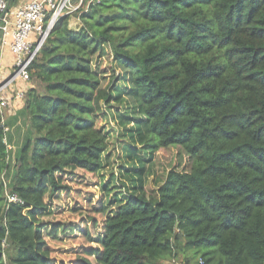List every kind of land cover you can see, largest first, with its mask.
<instances>
[{
  "label": "trees",
  "instance_id": "16d2710c",
  "mask_svg": "<svg viewBox=\"0 0 264 264\" xmlns=\"http://www.w3.org/2000/svg\"><path fill=\"white\" fill-rule=\"evenodd\" d=\"M29 74L0 264H264V0H99Z\"/></svg>",
  "mask_w": 264,
  "mask_h": 264
},
{
  "label": "built area",
  "instance_id": "2783aa9c",
  "mask_svg": "<svg viewBox=\"0 0 264 264\" xmlns=\"http://www.w3.org/2000/svg\"><path fill=\"white\" fill-rule=\"evenodd\" d=\"M99 0H0V55H12L8 74L0 79V120L10 102L24 100L30 84L29 67L38 55L55 23L63 16L86 10ZM7 202L22 203L15 193H6ZM178 264H188L181 262ZM194 264H205L198 257Z\"/></svg>",
  "mask_w": 264,
  "mask_h": 264
},
{
  "label": "crops",
  "instance_id": "0c3cea01",
  "mask_svg": "<svg viewBox=\"0 0 264 264\" xmlns=\"http://www.w3.org/2000/svg\"><path fill=\"white\" fill-rule=\"evenodd\" d=\"M6 52L8 56V61L4 62L2 59V55ZM0 55V70H6L5 72L8 74V70L12 63V55L5 49ZM5 72L3 74H5ZM6 74V75H7ZM5 75V76H6ZM30 87V84H29ZM27 91V90H26ZM23 101H13L10 102L11 105L6 107L3 111L4 121L7 126V131L4 136V141L7 145V148L10 151V157L14 158L18 149L23 145L25 140L29 135V129L27 125V117L23 110ZM15 149V153L13 154L12 150Z\"/></svg>",
  "mask_w": 264,
  "mask_h": 264
},
{
  "label": "rangeland",
  "instance_id": "374dc122",
  "mask_svg": "<svg viewBox=\"0 0 264 264\" xmlns=\"http://www.w3.org/2000/svg\"><path fill=\"white\" fill-rule=\"evenodd\" d=\"M80 23L81 22H80V20L77 17L72 16V18H71V20L69 22V26L71 28H77L80 25ZM2 59H3L4 62H7L8 61V56L6 55V52L5 51H4L3 55H2ZM116 69H117V67H116ZM5 71L6 70H3V71L0 70V79L7 74ZM4 72H5V74H3ZM120 97L123 98V101L125 102V105L130 104V100H129L130 99V96L127 95V94H125V92L122 93V95ZM117 101H116V103H121V100H117ZM115 113H116V110H115ZM112 123H114V125H116V126H119L120 125V124H117V121L116 122H112ZM118 149H119L120 157H121V159H123V155L125 156V151H123V153H122V149L120 148V146H119ZM12 152L14 154L15 153V149H13ZM10 164H11V161H10ZM162 165H166V160L163 161V164ZM103 171L105 172V175L107 176L108 173H109V171H110V169L108 167H105ZM114 171L116 172L117 171V168ZM155 171H156L155 165L153 164L152 167H151V163H149V165L147 163L146 171H145V178H144L145 181H147L148 178L151 179L152 177H154L155 176ZM10 172H11V170H10ZM7 176H8V173L5 174V176H4V179L6 181H7V178L9 177V176L8 177ZM188 253L189 252L180 253L178 258H174L175 260H172V259L169 260L168 258H163V259L161 258L159 260V264H178V263H181V262H183L182 259H184V257L186 255H188Z\"/></svg>",
  "mask_w": 264,
  "mask_h": 264
}]
</instances>
